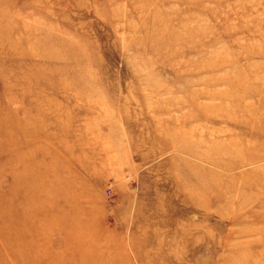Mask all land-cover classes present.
Here are the masks:
<instances>
[{"label":"rangeland","instance_id":"rangeland-1","mask_svg":"<svg viewBox=\"0 0 264 264\" xmlns=\"http://www.w3.org/2000/svg\"><path fill=\"white\" fill-rule=\"evenodd\" d=\"M244 127L264 0H0V264H264Z\"/></svg>","mask_w":264,"mask_h":264},{"label":"bare ground","instance_id":"bare-ground-1","mask_svg":"<svg viewBox=\"0 0 264 264\" xmlns=\"http://www.w3.org/2000/svg\"><path fill=\"white\" fill-rule=\"evenodd\" d=\"M230 99L232 101H234V103H238L240 101V97H238L237 94L231 95V98ZM240 110L242 111V109H239V111ZM223 113H224L222 115L223 118H225L228 121H231L232 124H234L235 126H239L238 125V122L243 123V122H246L248 120V119L246 120V118H242L240 115H239L240 117H238V115L235 114V113L232 114L231 112H227V111H225ZM199 116H203V114L194 113V112L187 113L186 114V119L189 120V119L197 118ZM244 126H246V125H244ZM258 129H260V128H258ZM243 132H245V133H253L257 137H262V136L264 137V134L263 135H259L258 134L259 130L255 129V128L254 129H251V128L244 127ZM185 133H187V131ZM222 150L225 151L226 154H227V152L228 153L231 152L237 158V160H235L234 162L232 161L231 164H227L225 166L226 168L229 167L228 170H232V168H237V167H241V166H244V165H247V164L249 165V164L258 162L260 160H264V154H261V155H259V154H253L250 157L246 158L244 156L245 155L244 154V151L242 149H240V148H234V149L228 148L227 149L226 147H223ZM210 158H212L215 161H217L216 163H218L220 161L217 157H210Z\"/></svg>","mask_w":264,"mask_h":264}]
</instances>
